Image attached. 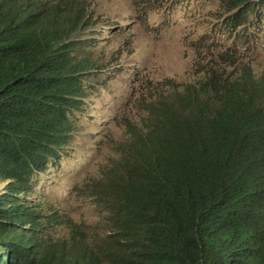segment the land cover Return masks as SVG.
Here are the masks:
<instances>
[{
    "label": "trees",
    "instance_id": "1",
    "mask_svg": "<svg viewBox=\"0 0 264 264\" xmlns=\"http://www.w3.org/2000/svg\"><path fill=\"white\" fill-rule=\"evenodd\" d=\"M157 4L170 12L157 36L216 7L215 65L139 101L141 125L124 122L117 158L87 183L102 222L81 225L40 193L77 168L75 126L108 88L86 35L96 19L86 0H0V264H264V75L251 67L264 0H143L140 18Z\"/></svg>",
    "mask_w": 264,
    "mask_h": 264
},
{
    "label": "rangeland",
    "instance_id": "2",
    "mask_svg": "<svg viewBox=\"0 0 264 264\" xmlns=\"http://www.w3.org/2000/svg\"><path fill=\"white\" fill-rule=\"evenodd\" d=\"M86 2L89 13L96 19L93 31L86 30L88 39L93 42L91 54L98 62L103 60L104 66L103 70L96 71L98 79L95 82L99 88H108L100 89L104 96L90 99L94 107L91 111L84 110L87 116L75 126L78 142L72 147L77 158L71 162L76 163L77 168L68 163L61 173H49V193L41 192L40 197L47 194L44 198L76 224L98 225L102 222L100 207L88 194L87 183L93 184L91 181L101 176L103 167L117 158L116 148L127 138L124 122L141 125L142 117L137 114L136 107L143 97L151 100L173 86L180 88L192 83L198 68L202 70L213 64V53H218L205 49L209 44L206 36L212 37L207 20L217 11L214 6L208 7L198 19L193 14L181 12L169 29H162L157 36L150 29H160L162 25L160 27L158 22L164 13H170L162 11L161 4L140 18V9L145 7L143 0ZM198 13L200 11L196 12L197 16ZM202 41L205 45L201 46ZM218 42L221 43V39ZM210 54L212 59H208ZM256 54L251 67L264 75V48ZM232 72L228 70L227 73ZM2 188L0 183V191Z\"/></svg>",
    "mask_w": 264,
    "mask_h": 264
},
{
    "label": "clouds",
    "instance_id": "3",
    "mask_svg": "<svg viewBox=\"0 0 264 264\" xmlns=\"http://www.w3.org/2000/svg\"><path fill=\"white\" fill-rule=\"evenodd\" d=\"M162 18H161V20H160V22H158V25L160 26V25H162Z\"/></svg>",
    "mask_w": 264,
    "mask_h": 264
}]
</instances>
